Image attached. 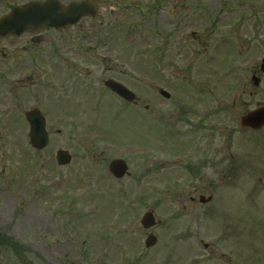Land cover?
Instances as JSON below:
<instances>
[{"label": "rangeland", "instance_id": "1", "mask_svg": "<svg viewBox=\"0 0 264 264\" xmlns=\"http://www.w3.org/2000/svg\"><path fill=\"white\" fill-rule=\"evenodd\" d=\"M135 1L144 14L134 15L130 11L125 12L122 21H119L113 30L117 33L111 34L109 40L111 44L105 46V50L109 51L107 56L115 63H123L124 55L130 59L131 63L126 62L125 66L127 70L132 71L134 82L122 79L130 84L138 96H145L148 93L144 84L152 81L153 85L176 97L193 94L190 90L194 86L190 88L189 84H195L200 90H205L206 94L248 95L251 97L249 104L251 109L257 102L260 105L264 104V76L260 75V84L254 88L250 82L252 71L245 70L240 65L242 70L227 72L218 66L210 71L201 69L203 67L200 62L189 54L187 49L189 43H186L184 56H181V61L184 60L183 67L178 66L175 51L172 55L164 51L162 53L158 37L155 39L152 37L154 45L152 53L148 50L150 54L148 55L146 44L147 40L151 39L148 36L150 30L154 32L156 29V32L162 33L163 28L157 18L154 17L152 21L146 18L149 15L145 12H148L150 0ZM171 1L173 0L166 3L170 10L181 8L179 17L185 24V31L192 29L197 31L201 27L198 26V22H203L205 27L208 22H213L215 17L220 25L225 27L235 16H247L244 0H180L183 8H177ZM127 2L128 0H125V4ZM223 3L228 8H236V12L221 8ZM177 13L178 11H173L171 16L176 17ZM116 15L122 14L117 12ZM218 38L215 36V39ZM78 43L81 45L82 42ZM82 45L86 48L95 47L87 42ZM196 46L194 42L193 49ZM170 60L174 61H171L172 66L168 68L166 64ZM159 64L161 67H158ZM96 68L100 70L96 71ZM96 68L92 67L96 71L95 76L107 75L106 72H102L103 66ZM208 79L210 85L204 83ZM182 80L186 81L187 87L181 83ZM244 83L246 85H243ZM4 90L5 88L0 85V107L4 106L0 108V231L3 230V233L7 234L8 240L23 245L25 263L21 264H146L145 260L139 261L137 258L155 256L156 252L145 251L143 247L145 231L140 227L139 221L143 213L151 208L164 223L169 218L166 209L170 205L167 203V197L163 198L160 192H165L169 186L167 183L170 181V175L165 181L153 179L152 190L156 192L152 191L153 196L149 193L150 197L146 195L144 184L103 179L97 162L98 133L103 127L99 129L98 125L104 126L110 112L102 114L108 109L103 103L100 104V110L91 109L95 111L94 113L89 110L91 108L89 103L80 108L81 101L75 99L79 95L73 98L74 93L70 87L63 95L57 96L53 104L49 105L47 102L42 108L49 143L40 152L32 150L28 145V126L23 113L35 105L39 106L40 103L21 95L15 100V106L9 102L10 99H5ZM153 95L155 94H151L152 98ZM194 96H200V93L194 92ZM39 99L44 101V98ZM158 102L166 106L170 104L161 99H158ZM156 105L153 100L149 104L150 110L157 109ZM115 107L113 109L115 112L124 111ZM3 111H7V114L1 115ZM113 121L114 127H119V130L125 129L123 116H113ZM156 121L153 119L150 122L137 116L134 124L132 123L134 126L128 129L133 133L127 138L135 144L149 143L159 152L176 151L178 149L176 140L170 139L171 142H166V130ZM126 123L129 124L130 121ZM57 130L60 131L58 135L55 133ZM156 130L162 134L163 143H159V135L155 137ZM150 132L154 133L153 139L148 136ZM155 141H158L159 145L155 144ZM57 149H64L72 154V162L68 166L56 165ZM126 151L133 153L131 148H127ZM137 164V161H133V166ZM261 167L264 165L251 167L248 175H263L264 170H261ZM175 173L176 171L174 175ZM175 181L178 179L174 178L171 183ZM155 230L160 240L166 237L167 228L164 226ZM15 249L17 251L19 248L15 246ZM4 252L7 253L5 258ZM0 256L4 258L0 264H4L3 262L18 264L15 260L17 256H14L10 249L8 252L7 247L0 249Z\"/></svg>", "mask_w": 264, "mask_h": 264}, {"label": "flooded vegetation", "instance_id": "2", "mask_svg": "<svg viewBox=\"0 0 264 264\" xmlns=\"http://www.w3.org/2000/svg\"><path fill=\"white\" fill-rule=\"evenodd\" d=\"M27 1L30 0H0V10L6 12ZM70 1L73 0H60L62 3ZM119 1L98 0L96 18H82L77 25L61 32L47 28L36 34L1 40L0 81L11 87L26 83L37 90L49 85L57 71L58 55H82L81 48L72 47L73 39L95 37L94 43L101 45L97 37L108 39L113 34L110 30L123 19L116 15L117 12L123 15L127 11L134 15L142 12L135 0L128 1L127 5H120ZM168 1H149L146 18L150 21L157 18L163 32L150 30L147 50L152 53V37H158L161 50L170 55L175 51L177 63H180L187 42V49L195 53L201 65L208 62L214 67L217 56H232L233 53L237 62L220 60V63L236 70L242 67L255 73L260 71L264 64V0H244L247 16H235L225 27L217 17L205 27L203 22H198L201 27L197 31H185V24L179 17L181 8L170 10ZM171 3L183 8L180 0ZM223 7L233 13L237 10L224 3ZM241 7L244 6H238ZM173 11H178L176 17L171 16ZM97 50L104 51V48L94 49V57L98 56ZM95 63L64 65L72 78L82 83L83 92L94 93L96 85L103 82L90 78L92 72L86 69L89 65L96 66ZM109 64L105 69L107 73H122L120 64ZM101 92L123 102L106 88H101ZM173 99L178 100L172 102L171 110L161 114L159 120L166 130V142L174 139L178 147L162 158H175L176 161L152 163L158 156L152 153L150 144L144 145L148 147L145 154L121 153L123 144L115 141L109 144L115 150L106 149L102 144L97 155L103 179L144 183L147 196L154 178L165 181L170 175V181L178 179L176 187L166 189L170 205L166 209L169 218L162 224L167 228L166 237L158 239L156 246L145 249L154 250L155 256L137 259L145 260L146 264H264V218H259L264 216V176L248 175L250 154L254 149L249 148L247 142L259 131L240 125L241 118L249 112L251 97H233L231 101L226 96L215 95ZM141 101L133 106L137 107ZM115 159L124 160L128 166L122 179L114 178L109 171ZM133 161L138 162V168L133 166ZM116 173H120L119 170ZM152 232L159 238L154 229Z\"/></svg>", "mask_w": 264, "mask_h": 264}, {"label": "water", "instance_id": "3", "mask_svg": "<svg viewBox=\"0 0 264 264\" xmlns=\"http://www.w3.org/2000/svg\"><path fill=\"white\" fill-rule=\"evenodd\" d=\"M87 14L84 5L70 4V6L64 8L53 2L28 4L24 7L15 8L8 16L0 19V37L9 34L18 35L24 30H30L32 27L36 29L42 26H52L58 29L68 27L75 24L81 16ZM26 120L30 124V143L36 148H42L47 142L43 119L37 112H30L26 114ZM258 120L264 122V113L258 114ZM56 158L60 165L67 164L70 161V157L63 151H58ZM152 224L150 216L144 217L143 225L145 228L150 227ZM153 244L154 238L150 237L146 245L149 247Z\"/></svg>", "mask_w": 264, "mask_h": 264}]
</instances>
